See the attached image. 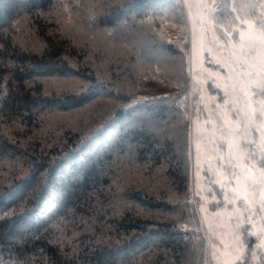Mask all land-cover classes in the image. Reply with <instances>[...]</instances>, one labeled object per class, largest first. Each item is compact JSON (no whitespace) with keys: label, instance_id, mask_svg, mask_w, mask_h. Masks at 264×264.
Instances as JSON below:
<instances>
[{"label":"trees","instance_id":"16d2710c","mask_svg":"<svg viewBox=\"0 0 264 264\" xmlns=\"http://www.w3.org/2000/svg\"><path fill=\"white\" fill-rule=\"evenodd\" d=\"M187 48L180 0H0V264H206Z\"/></svg>","mask_w":264,"mask_h":264},{"label":"rangeland","instance_id":"374dc122","mask_svg":"<svg viewBox=\"0 0 264 264\" xmlns=\"http://www.w3.org/2000/svg\"><path fill=\"white\" fill-rule=\"evenodd\" d=\"M180 2L185 14L190 76L189 197L206 239V264H234L236 256L242 257L247 238L253 239L251 249L264 247V206L260 203L264 183L256 172L264 165L257 163L259 149L246 160L237 159L255 147L247 141H264V105L260 103L264 94H256L255 87L264 77H248L247 66L235 63L239 37L236 33L232 39L225 35L231 31L229 22L214 20L202 9L200 0ZM255 10L257 15L264 13L260 4ZM249 79L252 84L245 99L238 92L239 81ZM244 165L252 169L247 174L254 180L244 179Z\"/></svg>","mask_w":264,"mask_h":264},{"label":"snow or ice","instance_id":"6c2138e0","mask_svg":"<svg viewBox=\"0 0 264 264\" xmlns=\"http://www.w3.org/2000/svg\"><path fill=\"white\" fill-rule=\"evenodd\" d=\"M200 3L202 9L214 20L220 17L229 20L231 31L226 32V36L232 39L234 38L233 33L238 34L239 39L235 47H237L240 52L235 63L247 66L248 71L245 75L248 77L253 75L264 77V13L257 15L255 12L256 4L251 2L240 6L236 5L235 0H232L231 4L229 0H200ZM260 5L264 7V0H260ZM251 84L252 81L250 79L247 82L244 80L239 81L238 92L245 99L249 95L247 88ZM255 87L257 90L256 94H264V79H260L259 82L255 84ZM260 103L264 105V100ZM261 114L264 115V110H262ZM247 143L255 147L248 152L239 154L237 159L246 160L248 156L256 155V149H259L257 163L264 165V141L257 144L255 140H250L247 141ZM229 148H232V141H229ZM237 166L239 165L233 167ZM243 167L246 173L244 179L254 180V177L247 174L251 173L252 169L247 165ZM252 167L255 168V165ZM256 172L259 174L260 181L264 183V166L256 168ZM232 175L237 176L235 172H233ZM237 180L239 183L240 178L237 177ZM260 203L264 206V192H262ZM239 239L240 238H237L238 243ZM235 259L239 261L241 257L236 256ZM225 264H229V262L225 261Z\"/></svg>","mask_w":264,"mask_h":264}]
</instances>
